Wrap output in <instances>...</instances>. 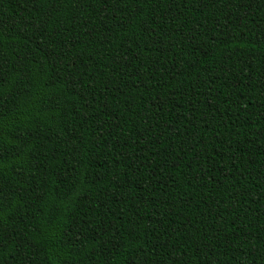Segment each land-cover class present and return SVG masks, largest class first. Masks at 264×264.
I'll list each match as a JSON object with an SVG mask.
<instances>
[{
  "label": "trees",
  "instance_id": "1",
  "mask_svg": "<svg viewBox=\"0 0 264 264\" xmlns=\"http://www.w3.org/2000/svg\"><path fill=\"white\" fill-rule=\"evenodd\" d=\"M0 264H264V0H0Z\"/></svg>",
  "mask_w": 264,
  "mask_h": 264
}]
</instances>
